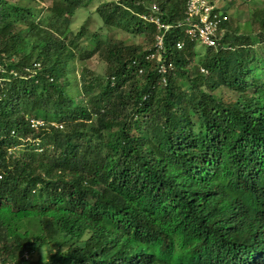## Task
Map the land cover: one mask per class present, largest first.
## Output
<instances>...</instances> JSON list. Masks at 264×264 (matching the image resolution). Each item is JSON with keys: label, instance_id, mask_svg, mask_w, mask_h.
<instances>
[{"label": "trees", "instance_id": "1", "mask_svg": "<svg viewBox=\"0 0 264 264\" xmlns=\"http://www.w3.org/2000/svg\"><path fill=\"white\" fill-rule=\"evenodd\" d=\"M32 1L44 0H0L1 263L199 264L211 257L197 252L198 236L247 196L248 186L264 189V5L250 20L257 31L250 21L229 28L199 62L198 42L182 30L167 33L165 63L173 75L157 86L156 73L138 77L127 67L148 53L146 44L112 31L150 42L156 26L138 15L153 4L161 23L172 26L185 16L187 0H45L46 8ZM94 1L97 30L85 23L73 31L72 18ZM207 1L221 7L212 14L230 16V25L250 0ZM93 60L107 65L101 78L90 74ZM112 76L123 80L112 84ZM153 82L157 87L146 91ZM35 107L36 116L63 122L64 130L44 133L43 145L51 146L42 154L30 144L7 157L19 143L10 130L33 134L23 115ZM135 163L162 177L183 171L175 181L189 182L159 208L166 214L151 208L161 179ZM132 169L130 181L124 175ZM85 232L91 253L46 252L45 261L48 248L60 250Z\"/></svg>", "mask_w": 264, "mask_h": 264}, {"label": "clouds", "instance_id": "2", "mask_svg": "<svg viewBox=\"0 0 264 264\" xmlns=\"http://www.w3.org/2000/svg\"><path fill=\"white\" fill-rule=\"evenodd\" d=\"M217 9L220 10L221 7L216 5ZM154 6L150 4L148 7L147 13L139 14L138 17L144 23L151 24V22L144 21L141 18V15L149 14L153 12ZM227 18L230 20V16L227 15ZM183 19V18H182ZM181 19V20H182ZM231 25V24H230ZM228 23L225 24V28L227 32H225L224 36L230 32L229 28H231ZM172 31V30H171ZM155 35L159 33L156 28ZM154 35V37H155ZM167 35V33H166ZM223 36V37H224ZM154 37L151 40V44L148 45L147 48L143 49L142 52H148L143 57L134 58L130 61L127 66L128 69H135L136 76L153 74L155 73L159 76V79L156 80L157 86H166L168 83L169 75H173V67L171 64H166V51L160 54L156 53L154 47ZM166 37V36H165ZM176 50H183V48L178 49L175 44ZM210 48V47H206ZM153 55L152 58H148ZM160 56V62L157 61V57ZM35 66V65H34ZM201 72L205 73L206 71L200 67ZM154 80V82H155ZM152 83L153 87L156 88V84ZM28 128L33 134H39L40 137L33 138V134L27 135L26 137H32L29 144H33L36 146H41L42 148L48 149L51 144L43 145L44 141L42 137L44 133H51L54 131H62L64 130V123L57 122L52 120H46L43 116H36L32 114L31 116L24 114L23 115ZM42 117V118H41ZM53 135V134H52ZM10 137H16L19 141L21 137L16 133L14 129L10 130ZM201 137V135H200ZM199 137V138H200ZM46 140V139H45ZM205 140V139H204ZM15 147H10L11 149L8 152H15ZM26 147V146H25ZM24 149H21L19 152H22ZM36 151H38L36 149ZM136 166L143 168L147 171L153 178H158L159 183L153 185L152 187V199H151V208L152 212L159 210L163 205H165L171 199V192L175 190L179 191L181 186L187 184V178L182 177L179 179L178 183L175 181L177 176L174 177L171 172L166 177H162L160 173L151 170L147 166L143 164L135 163ZM133 169L125 174L124 176L130 177V181L133 177ZM1 179V175H0ZM170 179V182H169ZM245 185V189H246ZM217 191L221 192L218 188H215ZM244 189V192H245ZM247 196L243 199L242 196L239 197L237 201H232L228 208L222 210L216 217L213 219L212 225L209 229L202 234V236H198V243L196 246V250L200 255L204 253H208L211 257H205L201 260L199 264H261L264 263V235L257 232L258 229L264 230V189L255 190L251 187H247ZM225 195V194H224ZM168 212L167 207L160 209L158 212L160 214H166ZM258 222L256 223L255 221ZM259 225V227L257 226ZM172 226V225H171ZM22 231V230H20ZM25 232V230H24ZM88 232H85L83 239L76 240L71 242V246H69L64 253L68 254H85L91 253L92 251L86 248L84 244V237L88 236ZM28 253V250H26ZM140 263L143 262L141 258ZM0 264L1 258H0ZM13 264V263H6ZM189 264V263H187Z\"/></svg>", "mask_w": 264, "mask_h": 264}, {"label": "rangeland", "instance_id": "3", "mask_svg": "<svg viewBox=\"0 0 264 264\" xmlns=\"http://www.w3.org/2000/svg\"><path fill=\"white\" fill-rule=\"evenodd\" d=\"M8 1H12V2H14V1H16V0H8ZM219 2H223L222 0H218L216 3L218 4ZM34 3H36L37 4V6L39 7H44V8H46L47 6H49V4H50V1H46L45 2V0L44 1H39V2H35V1H32V2H30V4H32V5H34ZM239 5H241V4H238V6ZM262 5H264V0H250V1H247V3H244V4H242V6H241V11H244V12H240V13H238L239 15L237 16L238 18H237V21H235L234 23H232L231 24V28L232 27H237V25L240 27L241 25H245V21H250V20H253V15H252V13L256 10V9H258V8H260V7H262ZM99 6V3H98V1H94V2H92L91 4H89V5H87L85 8H81V9H79L78 11H77V13H76V15H75V17L74 18H72V20L75 22L72 26H71V29L73 30V31H76V29L78 28V27H80L81 25H83V24H87L88 26V29H89V31L90 32H95L96 30H97V28L99 27V21L97 20V15H96V13H95V10H96V8ZM237 6V5H236ZM243 9V10H242ZM255 20V19H254ZM251 22V21H250ZM252 23V22H251ZM253 24V23H252ZM259 29V24L258 23H256V22H254V24L252 25V32H255V31H257ZM244 30H249V27L247 28V26H245V27H243L242 28V30H241V32H239L240 34L242 33L243 34V31ZM114 32H117L118 34H119V38H122L123 36H125V37H129L130 39H131V41H135V42H139V41H142L143 43H145V44H148V45H150L151 44V41L150 42H147L148 41V39H141L140 37H137V36H130L129 34H127V32H124L123 30H121V29H117V30H114L113 29V31H112V33H114ZM252 32H251V34H248V33H245V34H247V35H252ZM26 33V29H23L22 30V32L20 33L21 34V36H23L24 34ZM81 46H84L85 44H86V42H85V40L84 39H82L81 40ZM262 44V43H261ZM264 44V43H263ZM148 45H146V47L145 48H147L148 47ZM258 45H260V44H258ZM194 48H195V50H194V53H195V60L197 61V62H199L200 60H201V58L205 55V54H207L208 53V49L206 48V47H204V46H201V45H199L198 43H194ZM261 55V54H260ZM37 66V65H36ZM88 67H89V69L90 70H93V71H90L91 73V75L92 76H96L97 78H101L103 75V73L105 72V70H106V67H107V65L105 64V62L104 61H98V60H93V63L92 64H89L88 65ZM89 71V70H88ZM81 73V72H80ZM80 73H76L77 74V78H78V80H79V76H80ZM141 76H143V75H139L138 77H141ZM116 79L118 80V82L119 81H121V80H123V78L122 77H115V76H112L111 77V79H110V81H111V83L113 84L114 82H116ZM86 80H87V78H86ZM148 88H147V90L146 91H148V90H154V87H153V85L151 84V85H148L147 86ZM91 88H93L92 90H91V92H90V96H94V93L96 92V90H95V86H92ZM146 91H144L143 93H145V94H147L148 92H146ZM25 95V93H23V94H20V98L22 97V96H24ZM42 96H44L45 98H49V97H47L46 96V92L45 93H43L42 94ZM77 99H81V97H76ZM84 99H86V97L84 98ZM16 100V99H15ZM18 102H20V99L18 100ZM38 109V107H35V109H33V110H26V111H24L27 115H29V116H31L32 114H34V112H35V110H37ZM11 111L12 110H9V114L11 113ZM42 118V117H41ZM189 130V129H188ZM32 139V137H30V136H28V137H26V138H20L19 139V143H18V145H17V147H15V151H17V152H19L21 149H24L25 148V146H27V144H29L30 143V141L29 140H31ZM36 148H37V152H38V154H42V152H43V150H45V148H42L41 146H36ZM16 156V153L15 152H13V151H10V152H8V154H7V157H10V158H14ZM20 233V235H23V233H24V230H22V231H20L19 232ZM89 238V236H85L84 237V241H86L87 239ZM61 243V240H59L58 241V244H60ZM65 247H62L60 250L58 249V245H56V246H54V247H52V248H48L46 251H45V261H47V260H49L48 259V256L49 255H52V254H54L53 255V257H55L56 255H58L59 253H64L65 251H66V249L69 247V246H71V242H69V243H66L65 245H64ZM46 252H47V254H49V255H46ZM66 254V253H65ZM28 264H31L30 262L28 263Z\"/></svg>", "mask_w": 264, "mask_h": 264}, {"label": "built area", "instance_id": "4", "mask_svg": "<svg viewBox=\"0 0 264 264\" xmlns=\"http://www.w3.org/2000/svg\"><path fill=\"white\" fill-rule=\"evenodd\" d=\"M185 6V16L172 26L161 23L158 10L155 7L153 12L141 15L144 21L153 23L159 31L154 37V47L157 54L162 56L166 33L171 30H182L189 40L198 42L205 47L217 45L218 39L222 38L227 32L225 28L228 20L227 16H221L220 13L212 14L211 11L217 7L209 5L207 0H187ZM176 46L178 49L184 47L182 41H178ZM152 56L148 58L153 59ZM157 61L160 62V56L157 57Z\"/></svg>", "mask_w": 264, "mask_h": 264}]
</instances>
